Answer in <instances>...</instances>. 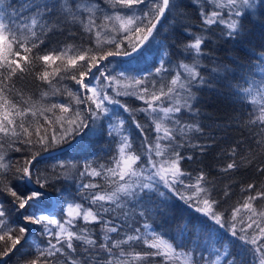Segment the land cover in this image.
<instances>
[{
    "label": "snow or ice",
    "instance_id": "obj_1",
    "mask_svg": "<svg viewBox=\"0 0 264 264\" xmlns=\"http://www.w3.org/2000/svg\"><path fill=\"white\" fill-rule=\"evenodd\" d=\"M105 2L108 8L99 0H0V264H13L14 259L16 264H264V205L257 204L264 201V187L248 183L241 189L246 193L243 203L229 208L230 188L224 190V200L218 199L204 169L183 166L197 158L185 155L180 141L187 138L190 143L189 134L202 131L197 123H185L184 116L191 114L195 120L194 89L210 82L201 70L205 37L194 35L185 44L190 63L169 67L172 62L165 59L169 46L154 47L153 42L166 12L179 5L174 0ZM208 4L210 9L199 4L204 31L221 26L220 38L225 41L241 35L244 20L264 18V0H208ZM65 32L86 33L89 47L67 43L59 47L56 38ZM125 42L127 48L122 47ZM114 56L126 58L118 72L109 70V58ZM259 60V79L251 73L233 75L237 81L233 95L248 112L245 127L259 137H253L256 148L264 150V52ZM141 62L151 67L141 70ZM66 79L79 87L65 85L61 91L59 82ZM44 84L48 90H43ZM37 87L38 99L25 96ZM65 93L69 101L55 98ZM121 96L135 97L144 106L132 108L118 99ZM111 106L132 118L137 136L143 137L139 148L124 118ZM140 112L146 117L143 124L137 118ZM98 134L107 135L116 151L110 163L98 167L85 160L81 175L100 177L108 185L105 189L90 181L77 186L81 201L92 207L69 200L63 189L49 192L54 183L39 174L37 166L44 159L39 152L53 158L49 150L55 148L65 156L83 150L86 140ZM195 147L201 153L206 150L203 145ZM239 148L237 144L231 149V161L220 167L222 173L239 170L237 161L243 155ZM8 150L31 155L13 164ZM255 173L264 177V160ZM156 193L164 210L172 211L179 201L198 215V223L178 225L176 236L158 231L150 218L164 212L150 213L143 207ZM125 208L138 209L140 226L133 229L126 221L117 222L112 213ZM61 213L67 217L63 222L54 218ZM80 219L85 225H99L102 238L94 237V228L81 227ZM37 233L46 240L37 242ZM140 244L146 250L138 251Z\"/></svg>",
    "mask_w": 264,
    "mask_h": 264
},
{
    "label": "trees",
    "instance_id": "obj_2",
    "mask_svg": "<svg viewBox=\"0 0 264 264\" xmlns=\"http://www.w3.org/2000/svg\"><path fill=\"white\" fill-rule=\"evenodd\" d=\"M10 2L15 3L16 0H10ZM99 2L104 8H108L105 0H99ZM174 2L179 7L171 12H166L167 18L158 25L160 35L153 42V46L155 47L157 43L169 46L167 50L170 56L165 59H170L172 63L168 66L174 67L180 62H191V55L184 51V46L192 39V36L203 35L206 42L202 46L204 55L201 60V70L205 79L210 81L208 84L194 89L195 99L192 103L196 112L195 120L191 119V114L185 113L184 116L185 123H197L201 126L202 131L190 133L189 135L193 137L190 143L187 138L180 141V143L185 144L181 151L185 155L193 154L197 158L195 162L189 161L184 163L183 166L191 170L204 169L208 173V179L215 187L218 199L224 200V190L230 188V199H228L226 205V207L230 208L237 203H243L246 193H242L241 189L246 188L248 183H256L264 187V177H258L255 173V167L259 166L260 162L264 160V150L256 148V141L253 140V137L255 136L256 140L259 137L256 136L255 132L251 131L250 127H245L248 112L241 108L237 97L233 95L237 83L233 79L234 74L238 77L251 73V76L256 79H259L261 75L258 67L259 58L261 53L264 52V18L257 15L244 20L241 35L236 40L225 41V39L220 38L221 31H223L221 26L213 25L211 32L204 31L206 26L200 16L199 4L206 5L210 9L211 5L208 4V0H199V4L194 2V0H174ZM165 36L167 39H162ZM56 39L60 41L59 47H63L65 43L74 45L76 48L82 46L87 49L89 47L88 35L83 32H79L78 35H70L65 32L64 35L58 36ZM57 46L56 44L50 45L53 48ZM122 47L127 48V42ZM109 60L112 61L109 70L115 69L118 72L119 68L117 66L123 67L126 58H112ZM149 60H151V57H149ZM59 63L57 61L52 67H56ZM214 66L217 68L216 72L212 71ZM138 67L143 70L151 67V65L141 62ZM113 74L115 75V72ZM144 75L147 76L146 71ZM168 79L170 80L171 78L169 77ZM35 83L37 85L41 84L40 81ZM65 85L72 89L79 87L71 79L61 80L58 87L63 91ZM42 88L43 90H48V85L44 84ZM40 94L41 88L37 87L26 92L25 96L34 95L38 99ZM55 98L63 99L65 102L70 100L66 93ZM118 99L132 108L144 106L140 100L132 96H121ZM111 107H115L119 116L124 118L125 127L136 141V147L139 148V140L143 139V137L137 136L138 130L135 128L132 118L122 108L118 106ZM137 118L142 124L146 121V117L142 112L137 114ZM114 122L118 121L114 118ZM249 142L252 143V151H249ZM237 144L240 145L239 152L243 154L237 161L240 163L239 170L222 173L220 167H226V164L231 161L229 152ZM196 145L206 146V150L201 153L199 147H195ZM20 147L23 148L25 145H20ZM8 151L9 155L13 157V164L17 161L23 163L24 157L31 155L27 151L22 153L12 150ZM115 151L116 144L110 143V138L107 135L100 137L98 134L96 137L91 138V141L86 140L83 150L72 152L65 156H60L59 153H56L53 158L44 157L37 167L40 175L47 176L54 183V187L48 188L49 192L55 194L57 190L63 189L69 193V200L74 199L76 202H81L85 207L91 208L92 205L88 201H81L80 195L76 192L77 186L90 181L104 185L105 189L108 188V185L100 177L94 178L87 173L83 176L81 175L85 170V160H88L94 167H98L100 164L110 163ZM42 152L45 151L41 150L39 154ZM253 152H255V155H253ZM61 164L64 167H61ZM56 177H59V179H56ZM4 198L11 199L6 194ZM160 200L159 194L156 193L153 195V199H146L143 205V207L149 209L150 213L155 212L156 209H161L164 212L163 215H151L150 218V222L154 221V226L158 231L169 232L171 235L176 236L178 235V225L187 221H191L192 224L198 223V215L187 209L181 202L177 201L172 211H166L162 208ZM169 204H171V201ZM257 204L258 206L264 205V201H258ZM5 207H10V205L6 204ZM134 212L136 213L135 215H133ZM124 213H127V217H125ZM12 215L15 216L16 213L13 212ZM112 215L118 217L117 222L124 224L126 221L132 225L133 229L140 226V223L143 222L139 218L138 209L125 208L123 212L117 209ZM181 217H183V220L180 219ZM54 218L63 222L67 217L61 213ZM138 220L139 222H137ZM77 223L81 227L94 228V237L97 239L102 238L103 233L99 225H85L82 219L78 220ZM208 224H211V221H208ZM204 227H207V225H204ZM125 231L130 230L126 229ZM110 235L116 236L114 233ZM36 236L37 242L42 239L46 240V238L40 237L39 233ZM225 236L231 239L227 233ZM137 250L146 249H144L143 244H140ZM13 264H16L15 259ZM58 264H62V261H58Z\"/></svg>",
    "mask_w": 264,
    "mask_h": 264
},
{
    "label": "water",
    "instance_id": "obj_3",
    "mask_svg": "<svg viewBox=\"0 0 264 264\" xmlns=\"http://www.w3.org/2000/svg\"><path fill=\"white\" fill-rule=\"evenodd\" d=\"M112 58H125V57H123V56H114V57H110L109 59H112ZM49 151L53 152V154L58 153L55 148L54 149H51ZM47 156H48V152H42V153L39 154V157H43L44 158V157H47Z\"/></svg>",
    "mask_w": 264,
    "mask_h": 264
},
{
    "label": "rangeland",
    "instance_id": "obj_4",
    "mask_svg": "<svg viewBox=\"0 0 264 264\" xmlns=\"http://www.w3.org/2000/svg\"><path fill=\"white\" fill-rule=\"evenodd\" d=\"M65 210H66V205H65Z\"/></svg>",
    "mask_w": 264,
    "mask_h": 264
}]
</instances>
